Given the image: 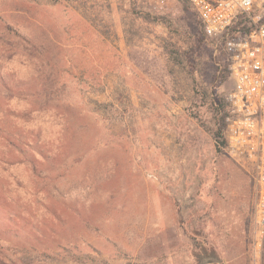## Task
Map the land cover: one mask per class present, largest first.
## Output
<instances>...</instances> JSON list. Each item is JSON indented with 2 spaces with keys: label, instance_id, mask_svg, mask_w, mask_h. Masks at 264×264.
<instances>
[{
  "label": "rangeland",
  "instance_id": "obj_1",
  "mask_svg": "<svg viewBox=\"0 0 264 264\" xmlns=\"http://www.w3.org/2000/svg\"><path fill=\"white\" fill-rule=\"evenodd\" d=\"M230 86L187 0H0V264H264Z\"/></svg>",
  "mask_w": 264,
  "mask_h": 264
},
{
  "label": "built area",
  "instance_id": "obj_2",
  "mask_svg": "<svg viewBox=\"0 0 264 264\" xmlns=\"http://www.w3.org/2000/svg\"><path fill=\"white\" fill-rule=\"evenodd\" d=\"M159 4L163 0H147ZM205 36L225 57L224 150L252 183L253 251L264 242V0H188Z\"/></svg>",
  "mask_w": 264,
  "mask_h": 264
},
{
  "label": "trees",
  "instance_id": "obj_3",
  "mask_svg": "<svg viewBox=\"0 0 264 264\" xmlns=\"http://www.w3.org/2000/svg\"><path fill=\"white\" fill-rule=\"evenodd\" d=\"M188 1V0H187ZM227 66V65H226ZM227 71H228V69H227ZM227 116V111L226 112H224V115H223V117H222V129H221V131H222V134H220V132L218 133H216L215 135L216 136H222V141H221V145H223V146H225V140H224V137H223V133H224V128H225V117Z\"/></svg>",
  "mask_w": 264,
  "mask_h": 264
},
{
  "label": "crops",
  "instance_id": "obj_4",
  "mask_svg": "<svg viewBox=\"0 0 264 264\" xmlns=\"http://www.w3.org/2000/svg\"><path fill=\"white\" fill-rule=\"evenodd\" d=\"M237 164V163H236ZM238 165V164H237ZM240 166V165H239ZM241 168H243L244 169V171L247 173V175L249 176V174H248V172H247V170L244 168V167H242V166H240ZM250 177V176H249ZM250 180H251V178H250ZM252 184V183H251Z\"/></svg>",
  "mask_w": 264,
  "mask_h": 264
}]
</instances>
